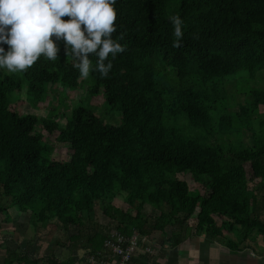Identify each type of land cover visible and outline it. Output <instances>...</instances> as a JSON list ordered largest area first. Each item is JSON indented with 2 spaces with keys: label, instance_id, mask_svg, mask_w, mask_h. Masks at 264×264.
<instances>
[{
  "label": "trees",
  "instance_id": "16d2710c",
  "mask_svg": "<svg viewBox=\"0 0 264 264\" xmlns=\"http://www.w3.org/2000/svg\"><path fill=\"white\" fill-rule=\"evenodd\" d=\"M116 9L113 35L123 34L125 50L107 77L90 72L87 92L104 97L119 125L81 103L63 116L64 127L56 111L20 112L23 93L37 106L48 88L85 82L62 40L56 60L42 55L26 71L0 69V212L14 209L34 227L56 220L64 249L97 252L112 230L138 231L152 248L203 232L209 242L234 232L264 243V86L248 84L264 74V0H116ZM176 14L184 21L178 47L169 19ZM56 131L69 145L67 161L52 158ZM188 176L201 191L191 190ZM97 206L109 225L97 221ZM5 251L0 264L42 262L30 249Z\"/></svg>",
  "mask_w": 264,
  "mask_h": 264
},
{
  "label": "clouds",
  "instance_id": "9594fccd",
  "mask_svg": "<svg viewBox=\"0 0 264 264\" xmlns=\"http://www.w3.org/2000/svg\"><path fill=\"white\" fill-rule=\"evenodd\" d=\"M169 19L178 47L184 21L179 14ZM116 20V0H0V69L26 71L42 55L56 60L62 40L81 78L93 71L107 77L126 47L122 33L113 35ZM89 54L96 57L95 65Z\"/></svg>",
  "mask_w": 264,
  "mask_h": 264
},
{
  "label": "rangeland",
  "instance_id": "374dc122",
  "mask_svg": "<svg viewBox=\"0 0 264 264\" xmlns=\"http://www.w3.org/2000/svg\"><path fill=\"white\" fill-rule=\"evenodd\" d=\"M261 77V78H260ZM240 78H246L245 76ZM231 79L227 87L232 91L236 85L238 79ZM85 81L82 87L79 89L64 88L60 85H55L53 89L47 90V92L42 96L40 104L33 106L29 101L26 100L25 93L20 97L23 99V103L20 105V112L22 114H35L39 118L48 117L51 110L56 111L61 117L58 118V123L62 127L65 126L66 119L64 115L70 116L71 110L77 107L80 103L93 110V112L102 118L105 122L112 125H119L121 123V116L118 112H112L108 107L103 96H94L88 94V87L93 84V80L89 77L82 78ZM250 87L262 88L264 86V74L259 75L254 81H248ZM244 101L243 97L240 98ZM260 111L264 112V106L260 107ZM41 130V129H40ZM42 133L47 136L46 130H42ZM59 131H56L52 136H50V145L53 148L52 158L58 161H67L70 157L67 155V150L69 145L57 142L55 139L59 135ZM184 178V177H182ZM188 180L191 190L201 191L200 186L192 184L190 177H186ZM122 196L116 198L118 205L123 202ZM145 211L147 213H155V211L146 206ZM153 211V212H152ZM10 216V221L6 219L8 215L5 212H0V261L2 262L6 257V249H14L18 246L19 251H24L25 249H30V253L33 254L34 258H41L42 262L39 264H46V256L54 254L61 260L68 259L72 257L73 259H80L83 250L70 249L63 247H58L56 241L61 243L67 242V234L62 229L61 225L57 223L56 220H52L45 227L38 226L34 227L30 223L29 216L21 215L14 209H9L6 211ZM96 219L99 223L103 225H109L110 222L106 219L100 207H96ZM113 227V226H112Z\"/></svg>",
  "mask_w": 264,
  "mask_h": 264
},
{
  "label": "crops",
  "instance_id": "0c3cea01",
  "mask_svg": "<svg viewBox=\"0 0 264 264\" xmlns=\"http://www.w3.org/2000/svg\"><path fill=\"white\" fill-rule=\"evenodd\" d=\"M194 222V219L191 223ZM218 225L220 222L218 221ZM195 230L193 229L192 232ZM157 236V233L154 234ZM223 241H208L205 233L192 234L175 248L153 244L157 264H264V243L255 235L240 241L234 232L225 235ZM241 243L238 251L231 250L226 241Z\"/></svg>",
  "mask_w": 264,
  "mask_h": 264
},
{
  "label": "built area",
  "instance_id": "2783aa9c",
  "mask_svg": "<svg viewBox=\"0 0 264 264\" xmlns=\"http://www.w3.org/2000/svg\"><path fill=\"white\" fill-rule=\"evenodd\" d=\"M146 238L138 231L125 235L118 230L108 233L103 248L97 252L83 251L80 260L83 264H153L152 247L142 244Z\"/></svg>",
  "mask_w": 264,
  "mask_h": 264
}]
</instances>
